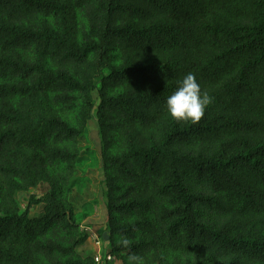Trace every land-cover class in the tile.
<instances>
[{"label": "trees", "instance_id": "16d2710c", "mask_svg": "<svg viewBox=\"0 0 264 264\" xmlns=\"http://www.w3.org/2000/svg\"><path fill=\"white\" fill-rule=\"evenodd\" d=\"M189 72L198 123L166 108ZM93 117L121 264H264V0H0V264H96L71 201Z\"/></svg>", "mask_w": 264, "mask_h": 264}, {"label": "rangeland", "instance_id": "374dc122", "mask_svg": "<svg viewBox=\"0 0 264 264\" xmlns=\"http://www.w3.org/2000/svg\"><path fill=\"white\" fill-rule=\"evenodd\" d=\"M81 150L83 151L81 160L77 163L76 169L71 176V181L74 184L71 201L75 206L81 224V230L88 233L89 238L93 240L96 235L103 239V234L107 231V186L102 164L101 139L96 117H93L89 121L88 131L81 140ZM48 188L49 184L43 182L36 188L30 190L29 193L19 191L17 193V199L22 209L25 210L28 206L29 196L31 194L41 196ZM42 208L43 204H33L30 210L31 215L36 216L40 214ZM81 252L87 255L92 254L85 253L84 250H81Z\"/></svg>", "mask_w": 264, "mask_h": 264}, {"label": "clouds", "instance_id": "9594fccd", "mask_svg": "<svg viewBox=\"0 0 264 264\" xmlns=\"http://www.w3.org/2000/svg\"><path fill=\"white\" fill-rule=\"evenodd\" d=\"M211 103L212 98L202 90L195 74L191 72L178 81L177 87L166 98V108L173 119L192 123H198L204 117ZM116 245L127 248L130 246V240L121 236L117 238ZM128 264H144L143 258L131 254L128 256Z\"/></svg>", "mask_w": 264, "mask_h": 264}, {"label": "built area", "instance_id": "2783aa9c", "mask_svg": "<svg viewBox=\"0 0 264 264\" xmlns=\"http://www.w3.org/2000/svg\"><path fill=\"white\" fill-rule=\"evenodd\" d=\"M94 243L96 244V250L92 255L96 264H120L122 262L116 254L111 253L105 247L104 240L98 235L94 237Z\"/></svg>", "mask_w": 264, "mask_h": 264}, {"label": "crops", "instance_id": "0c3cea01", "mask_svg": "<svg viewBox=\"0 0 264 264\" xmlns=\"http://www.w3.org/2000/svg\"><path fill=\"white\" fill-rule=\"evenodd\" d=\"M79 250L80 251L84 250L85 253H92L93 254L96 250V244L94 243L93 239L89 238L87 240V242L83 246H81V248Z\"/></svg>", "mask_w": 264, "mask_h": 264}, {"label": "water", "instance_id": "95a60500", "mask_svg": "<svg viewBox=\"0 0 264 264\" xmlns=\"http://www.w3.org/2000/svg\"><path fill=\"white\" fill-rule=\"evenodd\" d=\"M103 239H104V241H105V246L108 247L109 240H110V235H109V233H108L107 231L104 232V234H103Z\"/></svg>", "mask_w": 264, "mask_h": 264}]
</instances>
